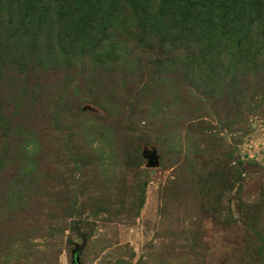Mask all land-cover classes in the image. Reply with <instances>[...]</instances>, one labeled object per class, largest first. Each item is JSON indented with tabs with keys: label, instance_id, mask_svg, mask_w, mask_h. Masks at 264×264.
I'll return each mask as SVG.
<instances>
[{
	"label": "rangeland",
	"instance_id": "374dc122",
	"mask_svg": "<svg viewBox=\"0 0 264 264\" xmlns=\"http://www.w3.org/2000/svg\"><path fill=\"white\" fill-rule=\"evenodd\" d=\"M57 70L41 99L49 141L36 167L44 211L75 201L74 224L50 241L47 224L63 222L32 228L4 213L0 264H72L82 244L77 264H264V103L224 99L215 110L182 77L171 86L116 74L98 87V72L81 67L65 84Z\"/></svg>",
	"mask_w": 264,
	"mask_h": 264
},
{
	"label": "trees",
	"instance_id": "16d2710c",
	"mask_svg": "<svg viewBox=\"0 0 264 264\" xmlns=\"http://www.w3.org/2000/svg\"><path fill=\"white\" fill-rule=\"evenodd\" d=\"M81 67L99 73L98 87L116 74L121 82L165 75L171 86L182 77L215 110L224 99L238 108L249 96L264 103V0H0V218L34 228L54 217L63 226L47 224L50 241L73 227L75 201L44 211L51 199L36 164L47 160L49 123L41 99L48 73L58 69L70 84Z\"/></svg>",
	"mask_w": 264,
	"mask_h": 264
},
{
	"label": "water",
	"instance_id": "95a60500",
	"mask_svg": "<svg viewBox=\"0 0 264 264\" xmlns=\"http://www.w3.org/2000/svg\"><path fill=\"white\" fill-rule=\"evenodd\" d=\"M156 157L153 155L151 159H149V166L155 168L157 166ZM72 264H77V256L74 254Z\"/></svg>",
	"mask_w": 264,
	"mask_h": 264
}]
</instances>
